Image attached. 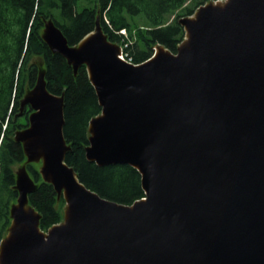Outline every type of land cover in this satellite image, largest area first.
Here are the masks:
<instances>
[{
    "label": "water",
    "instance_id": "water-1",
    "mask_svg": "<svg viewBox=\"0 0 264 264\" xmlns=\"http://www.w3.org/2000/svg\"><path fill=\"white\" fill-rule=\"evenodd\" d=\"M220 1L178 19L175 52L156 43L166 53L139 63L117 57L99 17L75 45L44 22L43 40L74 71L85 66L101 107L86 158L136 168L144 197L121 204L79 180L65 161L63 96L40 70L21 99L36 111L14 138L42 156L72 222L41 229L28 202L37 185L17 174L0 264H264V0Z\"/></svg>",
    "mask_w": 264,
    "mask_h": 264
},
{
    "label": "trees",
    "instance_id": "trees-1",
    "mask_svg": "<svg viewBox=\"0 0 264 264\" xmlns=\"http://www.w3.org/2000/svg\"><path fill=\"white\" fill-rule=\"evenodd\" d=\"M206 1L0 0V241L10 223V205L18 196L15 165L25 159L22 144L14 138L17 130L28 125L31 112L28 104L21 106V99L34 87L42 68L47 90L63 96V135L70 146L65 161L79 180L101 197L121 204L130 205L144 197L136 168L128 164L100 166L86 158L88 124L101 107L85 66L74 71L43 40L44 22L50 19L68 44L75 45L93 30L99 17L108 39L126 44L124 52L133 63H139L151 57L156 43L175 52L184 35L178 19ZM136 18L145 21L144 28L134 25ZM27 168L38 183L28 194V202L40 214L41 229L46 230L62 218L57 193L51 183L40 180L31 164Z\"/></svg>",
    "mask_w": 264,
    "mask_h": 264
},
{
    "label": "rangeland",
    "instance_id": "rangeland-1",
    "mask_svg": "<svg viewBox=\"0 0 264 264\" xmlns=\"http://www.w3.org/2000/svg\"><path fill=\"white\" fill-rule=\"evenodd\" d=\"M208 1H210V0H208ZM207 2V1H206ZM205 3V2H204ZM202 5V4H201ZM134 25H138V27H141V28H144V25H145V21L144 20H142L141 18H136L135 19V21H134ZM42 32H43V30H42ZM121 33V32H120ZM136 32H133V34H135ZM124 35H126L127 36V32L125 31V34ZM134 39V38H133ZM114 44H116L118 47H119V49H121L122 47H124V45H121L120 43H115V42H113ZM155 45V44H154ZM154 45L152 46V51H153V47H154ZM131 62V61H130ZM42 70H44L43 68H42ZM31 95H32V92L30 91V92H28V94H27V99H29L30 97H31ZM29 97V98H28ZM36 111V109L35 108H32V111L31 112H35ZM26 127H24V129H25ZM29 164H31L32 166H33V168L34 169H36V171H38V174H39V176H40V180H42V181H44V180H48L45 176H44V174H43V160H42V156L41 155H39V156H36V159H30V158H28L26 155H25V159H24V161L23 162H21V163H19V164H16L15 165V175H16V177H17V174L20 176V177H22L23 176V174H25V176L28 178V180L31 182V183H33L34 185H37L38 183L35 181V179L33 178V176L31 175V173L28 171V168H27V166L29 165ZM27 173V174H26ZM15 177V178H16ZM19 177V178H20ZM49 181V180H48ZM57 199H58V206H59V208H60V211H61V213H62V218H61V220L60 221H62L63 220V217H64V210H65V207H66V201L64 200V198L62 197V195L61 196H57ZM60 199H62L63 200V202H61V204H59L60 203ZM17 201L15 200L12 204H14V203H16ZM12 206V205H11ZM10 217V216H9ZM10 220H11V218H10ZM46 231V230H45ZM6 234V233H5ZM4 234V235H5ZM4 235H3V237H4ZM2 237V238H3Z\"/></svg>",
    "mask_w": 264,
    "mask_h": 264
},
{
    "label": "bare ground",
    "instance_id": "bare-ground-1",
    "mask_svg": "<svg viewBox=\"0 0 264 264\" xmlns=\"http://www.w3.org/2000/svg\"><path fill=\"white\" fill-rule=\"evenodd\" d=\"M230 0H224V1H220V2H215L214 3V5H215V7H218V8H223L224 6H226V4L229 2ZM221 3V5H218V4H220ZM193 20H196L197 18H196V16L195 17H193L192 18ZM92 35V34H91ZM88 36L87 37V40H89L90 42L91 41H94L97 37H96V35H94V36ZM86 40V41H87ZM186 45V44H185ZM166 53V51L165 50H162V49H157V52L155 53V51L153 52V54H152V56L150 57V61H152V60H155L158 56H163L164 54ZM117 57L120 59V60H124V58L122 57V56H120V53L117 55ZM64 191V193L67 195V190L66 189H64L63 190ZM70 199H69V197H68V201H69ZM70 206V205H69ZM71 211H72V209H71V207H69V210L67 211V215H66V218L63 220V222H61V224H59L60 226H69L70 224H71V220H72V215H71ZM30 230V229H29ZM35 230H36V228H35ZM28 231V227H26V229H25V232H27ZM37 232H38V230H36Z\"/></svg>",
    "mask_w": 264,
    "mask_h": 264
},
{
    "label": "built area",
    "instance_id": "built-area-1",
    "mask_svg": "<svg viewBox=\"0 0 264 264\" xmlns=\"http://www.w3.org/2000/svg\"><path fill=\"white\" fill-rule=\"evenodd\" d=\"M121 33H125V31L124 30H121L120 31ZM124 46H126V44H124ZM120 56H122L123 58H124V60L125 61H127V62H132V60H131V58L128 56V54L126 53V52H124V48L122 47L121 49H120Z\"/></svg>",
    "mask_w": 264,
    "mask_h": 264
}]
</instances>
